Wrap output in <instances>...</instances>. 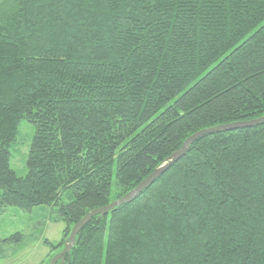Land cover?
<instances>
[{
	"label": "trees",
	"instance_id": "16d2710c",
	"mask_svg": "<svg viewBox=\"0 0 264 264\" xmlns=\"http://www.w3.org/2000/svg\"><path fill=\"white\" fill-rule=\"evenodd\" d=\"M263 116L264 0H0V208L50 207L67 235L195 132ZM64 261L264 264V124L195 140Z\"/></svg>",
	"mask_w": 264,
	"mask_h": 264
},
{
	"label": "rangeland",
	"instance_id": "374dc122",
	"mask_svg": "<svg viewBox=\"0 0 264 264\" xmlns=\"http://www.w3.org/2000/svg\"><path fill=\"white\" fill-rule=\"evenodd\" d=\"M33 134V126L21 120L15 141L9 148V167L17 177L26 176V160ZM114 174L115 167L113 186ZM110 199H113V194ZM15 234L21 237L18 241L3 242ZM68 236L64 224L56 218L50 207H36L31 212L0 208V264H49L50 259L63 249ZM45 241L55 246V250L46 246Z\"/></svg>",
	"mask_w": 264,
	"mask_h": 264
},
{
	"label": "water",
	"instance_id": "95a60500",
	"mask_svg": "<svg viewBox=\"0 0 264 264\" xmlns=\"http://www.w3.org/2000/svg\"><path fill=\"white\" fill-rule=\"evenodd\" d=\"M264 124V116L260 117L258 119L250 120V121H244V122H235L225 125H218L211 128H206L199 130L195 132L193 135L188 137L182 144L181 148L174 153H172L170 156H168L165 161L160 164L158 167H156L151 174H149L137 187H135L133 190L125 194L123 197H121L118 200H115L113 202H110L109 204L93 209L89 212H87L77 223H75L72 228L70 229L69 236L67 240L63 244V249L54 255L51 259L49 264H64L65 257H69L70 251L75 245V239L79 231L95 216L103 217L104 215H107L112 210L125 205L127 203L132 202L133 199H135L143 190L148 188L150 185H152L155 180H157L164 172H166L170 166H172L175 162H177L180 158H182L188 151L189 147L194 143L195 140L198 138L212 133L217 132H225L240 128H248V127H254L257 125Z\"/></svg>",
	"mask_w": 264,
	"mask_h": 264
}]
</instances>
